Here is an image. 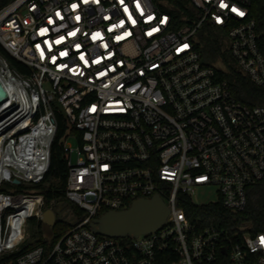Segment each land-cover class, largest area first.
Listing matches in <instances>:
<instances>
[{
    "label": "built area",
    "instance_id": "obj_1",
    "mask_svg": "<svg viewBox=\"0 0 264 264\" xmlns=\"http://www.w3.org/2000/svg\"><path fill=\"white\" fill-rule=\"evenodd\" d=\"M186 1L181 18L155 0H13L0 9V255L19 252L45 213L44 195L29 188L50 170L58 113L68 125L66 196L84 212L64 207L67 231L4 264H264V230L232 232L186 211L197 189L214 186L213 203L244 212L249 187L264 180V106L236 99L198 42L216 29L237 69L264 88V30L255 0ZM155 196L170 208L157 231H92L102 214Z\"/></svg>",
    "mask_w": 264,
    "mask_h": 264
},
{
    "label": "trees",
    "instance_id": "obj_2",
    "mask_svg": "<svg viewBox=\"0 0 264 264\" xmlns=\"http://www.w3.org/2000/svg\"><path fill=\"white\" fill-rule=\"evenodd\" d=\"M13 0H0V9L6 6ZM161 7L162 3L173 4L178 9L173 12L178 18L185 10L186 0H155ZM253 16L257 20L259 28L264 30V0H255L253 6ZM182 24H185L183 22ZM200 52L202 54V62L207 66L216 67L219 78L226 80L231 88V91L236 99L249 106H264V88L254 85L246 76H244L236 67L234 60L231 58L227 49V42L223 37L215 39L213 48L207 51ZM13 64L22 71H28L27 67L17 60L13 59ZM59 132L54 142L51 154V167L46 175V179L38 185L28 187L35 192L44 195L46 209H57L60 205L69 208L73 213L83 217V210L71 204L66 196L67 181H68V164L65 158L63 143L66 135L68 125L65 116L58 113ZM27 187L16 185L17 191H24ZM248 206L244 212L231 213L221 202L209 204H193L189 203L186 207L189 218L202 220L205 223L216 225H223L232 232L241 228H249L253 233H258L264 230V180L254 184L248 189ZM30 224L35 227V231L22 245L21 250L14 254L0 255V264H4L11 258H16L25 252L33 249L36 246L46 243L44 237V229L41 220L32 219ZM61 232L56 235L64 233L70 228L67 223H62ZM57 226V225H56ZM55 226V227H56ZM56 230V229H55ZM31 238V239H30Z\"/></svg>",
    "mask_w": 264,
    "mask_h": 264
},
{
    "label": "water",
    "instance_id": "obj_3",
    "mask_svg": "<svg viewBox=\"0 0 264 264\" xmlns=\"http://www.w3.org/2000/svg\"><path fill=\"white\" fill-rule=\"evenodd\" d=\"M203 31L199 33L203 35ZM5 91L0 84V103L5 99ZM20 183V181H16ZM64 206L60 205L57 209H46L41 218L43 227L54 233L57 221H63L62 212ZM170 213L169 206L160 196L152 199H138L129 208L123 210H111L91 223V229L97 235L111 238H137L140 235L151 234L160 229L166 222ZM48 240H51L46 237Z\"/></svg>",
    "mask_w": 264,
    "mask_h": 264
},
{
    "label": "rangeland",
    "instance_id": "obj_4",
    "mask_svg": "<svg viewBox=\"0 0 264 264\" xmlns=\"http://www.w3.org/2000/svg\"><path fill=\"white\" fill-rule=\"evenodd\" d=\"M221 38L219 33L216 29L210 28L206 31L205 35L198 38L199 42V50L204 51L205 53L213 48L214 40ZM48 86V85H47ZM69 146L73 149H76L79 145L75 139H70L68 141ZM76 155H73V159H75ZM218 194H217V188L214 186L205 187V188H199L196 190L194 194H192V201L195 204L202 205V204H209L216 202L218 200ZM64 222L57 221L56 227H54V233L51 230H48L46 227H43V233L48 236V238L53 239L57 233L63 231L62 227ZM28 238L32 235V233L35 231V227L31 224L28 225ZM56 229V230H55ZM31 239V238H30ZM47 241L48 239L45 238Z\"/></svg>",
    "mask_w": 264,
    "mask_h": 264
},
{
    "label": "flooded vegetation",
    "instance_id": "obj_5",
    "mask_svg": "<svg viewBox=\"0 0 264 264\" xmlns=\"http://www.w3.org/2000/svg\"><path fill=\"white\" fill-rule=\"evenodd\" d=\"M63 221H64V223H67V224H69V220H67V218L65 217V218H63Z\"/></svg>",
    "mask_w": 264,
    "mask_h": 264
}]
</instances>
